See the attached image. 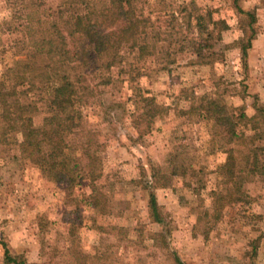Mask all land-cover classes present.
Returning a JSON list of instances; mask_svg holds the SVG:
<instances>
[{"label": "rangeland", "instance_id": "374dc122", "mask_svg": "<svg viewBox=\"0 0 264 264\" xmlns=\"http://www.w3.org/2000/svg\"><path fill=\"white\" fill-rule=\"evenodd\" d=\"M150 1L157 10L176 11V21L158 23L165 42L142 60L124 50L120 68L112 71L116 82L101 96L111 108L101 107L88 119L105 146L96 184L104 211L87 206L88 187L69 190L49 182L16 146H0V264L1 243L11 255L33 264H176L175 257L182 264H264V238L255 242L264 233V179L245 184L249 204L223 208L216 219L209 192L220 183L216 171L225 160L227 138L201 111L195 112L203 95L224 108L222 119H227V108L235 109V116L244 112L252 117L255 106H264V0ZM198 15L206 25L208 15L216 23L209 24L208 43L219 56L208 64L197 60L187 44L183 51L180 46L184 37L197 36ZM18 21L0 0V57L14 53ZM252 35L245 66L241 45ZM2 67L0 60V72ZM121 67L133 78L116 76ZM138 91L154 97L165 113L134 144L130 139L138 137L131 113ZM111 102L125 106L130 118L120 113L123 108L112 109ZM44 116L40 112L33 118L36 127ZM241 129L252 134L250 127ZM171 161L191 165L195 172L191 168L161 188L162 181L150 179V168L169 173ZM199 179L205 188L193 191L188 185L198 187ZM149 191L164 226L149 218Z\"/></svg>", "mask_w": 264, "mask_h": 264}, {"label": "trees", "instance_id": "16d2710c", "mask_svg": "<svg viewBox=\"0 0 264 264\" xmlns=\"http://www.w3.org/2000/svg\"><path fill=\"white\" fill-rule=\"evenodd\" d=\"M5 1L13 19L19 20L20 38L11 47L14 53L8 59L7 55L0 57L3 66L0 146H16L22 159L34 165L49 182L67 186L69 190L82 185L88 187L87 206L93 210L101 206L104 211L102 194L96 184L102 177L105 146L98 141L88 119L101 107L111 108L102 103L101 96L116 82L112 71L120 68L124 59L122 52L125 50L139 60L152 55L150 52L165 42L161 39L162 24L158 23L164 18L176 21V11L164 7L157 10L150 0ZM208 17L206 25L203 15L196 16L197 36L184 37L180 45L182 51L183 44L190 46L192 55L197 60H205V64L215 62L219 56L208 43L213 33L209 24L212 27L216 24ZM252 38L253 35L241 45V61L245 66ZM118 73L116 76L125 73L133 78L131 71L126 72L123 67ZM133 98L134 124L126 127L137 133V139H130L135 144L152 131L154 122L165 111L154 97L145 96L141 91ZM109 104L114 110L123 108L120 113L130 118L125 106ZM255 108L252 117L244 112L235 116V109L228 111L227 108V119H222L220 114L224 108L207 95L200 97V105L195 108V112L201 111L202 118L213 122L219 128L216 130H222L223 137L227 138L226 157L216 171L220 183L209 192L216 219L220 218L223 208L249 204L245 184L257 177L264 179V106ZM40 112L45 116L36 127L33 118ZM243 126L250 127L252 134L245 135ZM171 162L169 173H162L153 165L150 168V179L155 184L162 181L161 188L175 177L186 176L192 168ZM198 172L202 173V169ZM197 184L198 187L188 186L196 192L205 188L203 179ZM147 208L152 222L164 226L161 208L152 191L148 193ZM262 238L264 233L255 239L256 244ZM1 246L4 264H33L11 255L6 243ZM174 261L182 264L178 257Z\"/></svg>", "mask_w": 264, "mask_h": 264}]
</instances>
